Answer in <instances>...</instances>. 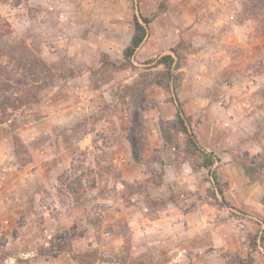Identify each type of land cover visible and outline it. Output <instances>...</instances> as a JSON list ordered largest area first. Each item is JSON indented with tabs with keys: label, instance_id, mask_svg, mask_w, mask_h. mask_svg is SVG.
I'll return each mask as SVG.
<instances>
[{
	"label": "rangeland",
	"instance_id": "obj_1",
	"mask_svg": "<svg viewBox=\"0 0 264 264\" xmlns=\"http://www.w3.org/2000/svg\"><path fill=\"white\" fill-rule=\"evenodd\" d=\"M246 6V0H0V64L15 69L17 62L9 53L11 49L21 53L25 43L46 62L52 78L40 91L38 103L9 111L8 122L0 126V264H86L93 257H78L87 252L117 261L98 260L96 264H150L138 258L144 239L139 235V222L156 221L179 202H183L179 206L183 214L202 209L203 216L195 217L206 221L203 230L192 231L189 243L179 247L184 255L190 260L198 256L208 264H249V239L264 235V56L251 60L240 48L241 40L228 48L219 33L227 25L229 30L251 20L252 40L264 50L258 22L247 16ZM135 14L155 16L141 47L124 70L103 65L102 55L117 65L123 62V51L134 34ZM218 22L223 24L221 30L210 32L208 27ZM195 27L207 32L194 31L193 35L190 30ZM178 44L182 66L190 54L198 55L206 48L213 53L224 49L220 63L228 60L225 50H230L234 60L244 61L237 68L236 99L218 96L212 103L224 111L226 130H236L235 148L222 146L217 156L224 161L213 167L221 178L224 200L214 194L208 170H196L194 158L185 160L181 134L176 138L175 160L189 161L199 173L201 195L169 190L165 196L152 197L153 185L161 183L163 176L159 167L151 168L153 162L163 164L157 153L145 158L144 164L149 165L145 167L151 172L147 179L126 182L113 170L117 162L132 157L130 147L117 156L110 149L117 144L118 127L131 124L130 100L125 98L128 87L149 73L163 71L155 61L172 54L170 49ZM40 76L49 77V73ZM158 88L167 93L151 86L147 111L157 105L153 94ZM67 110H75V116H65L56 125L66 127L61 131L66 132L64 145L75 159L74 170L62 173L54 182L46 180L42 187L35 176L36 165L41 163L37 153H49L48 143L51 146L57 139L49 134L38 137V122L44 114L60 116ZM126 113L129 120L124 121L122 114ZM31 123L33 130L28 131ZM199 124L195 123V130L207 136L208 127ZM128 130L123 133L125 141ZM14 134L25 148L15 149ZM86 134L88 146L81 147ZM107 157L114 163L102 169L103 178L98 171L93 176L86 171V162L94 165ZM244 164L250 167L249 173ZM154 232L144 233L152 242H159ZM167 247L159 242L154 251L159 259H169ZM253 258V264H264V249L257 248Z\"/></svg>",
	"mask_w": 264,
	"mask_h": 264
},
{
	"label": "crops",
	"instance_id": "obj_2",
	"mask_svg": "<svg viewBox=\"0 0 264 264\" xmlns=\"http://www.w3.org/2000/svg\"><path fill=\"white\" fill-rule=\"evenodd\" d=\"M142 16L146 17L144 15ZM225 23H227L226 19ZM222 26L223 24L220 22L213 23L208 29L210 32L215 33L218 30L220 31ZM251 26V20H246L238 25L237 28L236 26H232L228 30L229 25H227L226 29H222V32L219 33L223 36L221 42L223 44L226 43L225 46L228 48L235 46L241 40L242 43H239V46H241L240 48H243L249 53L251 60H255L260 56H264V50L261 47V44L259 47L255 44L256 40H252L251 36L255 35V33L251 31ZM192 30H190L191 34H193L192 32L194 31L197 32V34L202 31L207 32L202 27H195L192 28ZM252 30L255 31V29ZM184 38L186 40L190 39L185 36ZM162 39L165 41L166 37L164 36ZM211 51L212 49L206 48L198 55L196 52L190 54V58L180 70L183 75V82L179 97L184 102L186 115L192 120V130L198 138V141L204 149L208 152L214 153L217 157V161L220 162L222 157H218L217 155L219 154L221 147L229 146L230 148L231 145L236 146V130L233 127L227 129L228 131L226 130L223 126L224 119L226 118L224 111L214 107L212 103L219 97L236 99L237 68H242L244 61L241 60L238 62L234 60L231 57L232 54L230 50H225L228 53V60H224L220 63L219 61L224 49H217L214 53ZM170 96L169 92H163L158 88V92L153 94V98L156 100L157 105L153 108L151 107L149 111L144 113V122L146 126L144 133L145 158H150L154 153H157L159 160L163 163L162 165L157 161L152 163V170H156L159 167L160 171L163 172V176L161 183L153 185L151 194L154 198H156V195H159L157 197H162L165 196V194L167 195L169 190H174L176 192H192L201 195L203 191L201 190L202 184L200 183L199 173L193 169L189 161L175 160L176 152L178 150L171 146L165 147L164 141L159 132V120H173L176 115V106L171 102ZM75 113V110H67L60 116L55 115V113H50L49 115L44 114L38 122V131H36L38 137L44 134H49L54 135L57 139L54 141L53 145L50 144L51 146H49L48 143V147H50L49 153H46V151L37 153V156L40 157L41 163L38 162L36 165L37 169L35 176L37 177V182L42 187L45 186V182H47L46 180H52V182H54L62 173L66 172L71 174L74 170L72 168V163H74L75 159L72 157L70 147L64 145V134L66 132L61 131V129L65 130L66 127L64 125L58 126L56 123L60 122V119L63 120L65 116H75ZM122 118L124 121L129 120L127 113L122 114ZM48 121H50V123L47 124ZM197 121L200 122L199 125L208 127L207 136H202L195 130V123ZM32 124L33 123L30 124V127L28 126L26 128L28 131L33 130L31 127L33 126ZM128 127H130L129 122L126 127H123L122 129L118 127L116 130L117 144H113L110 148L116 153V156L124 153V150H127L130 147L128 140L125 141L123 136V133L127 132ZM26 129L24 130V133H21L22 138H25L26 136ZM68 132H70L69 129ZM222 137H224V140H222ZM88 138L89 134H86L84 141L80 142L79 146H88ZM71 139L72 138H69V140ZM182 154L184 155V153ZM113 161L114 160L107 157L102 158L100 162L94 165L86 162V171L89 170V172L92 173V176L98 171L101 173V178H103L105 174L102 169L107 168L110 164L113 165ZM222 161L224 160H221V162ZM225 161L227 162L228 160L225 159ZM145 166L144 163H136L130 155L125 162H117V164L114 165L113 170L119 172L121 180L134 182L150 177L151 172L146 169L149 165ZM95 167L96 170H94ZM31 176H33V174H31ZM87 177V174H85V178ZM195 198L196 197H194V199ZM182 204L183 202H179L178 206H169V209L163 212L160 219L156 221L139 222V235L144 236L142 243L139 244V260L149 262L150 264H188L189 262L190 264H208L206 260L195 255L192 256V259L190 260L183 254L184 250L179 248L189 243V240L192 237V231L203 230L206 224V221H203L204 219L198 220L195 217L198 214L203 216L202 209L193 214H183V211L179 208ZM197 205L199 206V203H197ZM186 222H188L187 226L190 227L185 225ZM149 230L150 232L155 231L154 235L157 236L159 242L161 241L162 247H167L166 245L176 247L174 250L171 248L169 249L168 247V250H165V252L167 251V255L165 256H168V260L159 259L161 256L154 252L159 242L156 240L152 242L150 238L148 239V233L144 232H149ZM178 249L180 250L175 254V251Z\"/></svg>",
	"mask_w": 264,
	"mask_h": 264
},
{
	"label": "trees",
	"instance_id": "obj_3",
	"mask_svg": "<svg viewBox=\"0 0 264 264\" xmlns=\"http://www.w3.org/2000/svg\"><path fill=\"white\" fill-rule=\"evenodd\" d=\"M139 1V0H137ZM247 6L245 12L249 18L258 22L259 36L264 42V0H246ZM155 16L143 17L134 15L135 30L130 43L123 51V62L120 65L112 63L107 55H102V64L110 66L114 70H124L130 64L137 50L140 48L148 35V26L153 22ZM181 44L170 49V55H164L158 58L156 67L163 66V71L158 73H149L146 78L128 87L125 98H129V109L131 110V124L128 130V141L131 147L132 158L136 163L142 164L145 161V122L144 113L150 108L152 99L147 91L151 86H158L170 93V100L176 106V115L173 120H159V132L164 141V146L178 147L177 136H184V154L196 159L195 168L207 169L209 173V182L213 185L214 194L218 193L224 200V187L218 173L213 170L217 157L214 153L208 152L198 141V138L192 130V120L184 110V102L180 99V91L183 82V75L180 72L181 63ZM22 52L16 53L11 49L9 57L17 62V67L10 71L8 66L0 64V126L8 122L9 111L22 109L23 106L31 103H38L39 93L46 86L50 85L49 67L31 48L22 43ZM49 73V77L40 76L42 73ZM31 80V83L28 81ZM145 82L146 84H143ZM14 147L25 148V145L18 135H13ZM245 171L249 173V166L243 165ZM164 202L163 204H165ZM250 252L247 261L254 263L253 253L257 248L264 249V235L261 237L253 236L249 239ZM93 257L90 263L96 264L98 260L104 262H117L115 259H98L96 254L87 252L79 255L78 258ZM239 261L241 259H238ZM244 262V261H241ZM135 264H145L137 262Z\"/></svg>",
	"mask_w": 264,
	"mask_h": 264
}]
</instances>
